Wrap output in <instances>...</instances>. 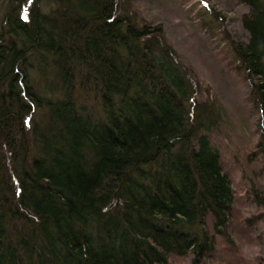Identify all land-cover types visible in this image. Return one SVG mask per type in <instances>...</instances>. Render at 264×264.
I'll return each mask as SVG.
<instances>
[{"label": "trees", "instance_id": "trees-1", "mask_svg": "<svg viewBox=\"0 0 264 264\" xmlns=\"http://www.w3.org/2000/svg\"><path fill=\"white\" fill-rule=\"evenodd\" d=\"M136 1L0 0V264H203L231 242L212 143L225 109L195 102ZM240 1L233 51L260 114L248 197L264 211V0Z\"/></svg>", "mask_w": 264, "mask_h": 264}, {"label": "rangeland", "instance_id": "rangeland-1", "mask_svg": "<svg viewBox=\"0 0 264 264\" xmlns=\"http://www.w3.org/2000/svg\"><path fill=\"white\" fill-rule=\"evenodd\" d=\"M135 10L145 22L164 27L169 44L195 82V102L225 109L212 143L221 152L236 195L227 231L231 242L219 237L215 252L203 264H264V211L248 197L252 184L260 185L255 177L258 157L249 160L259 143L260 114L254 108L251 83L233 51L234 43L247 37L241 24L247 8L240 0H137ZM249 219H256L253 225ZM193 261L188 256L174 258L171 264Z\"/></svg>", "mask_w": 264, "mask_h": 264}]
</instances>
